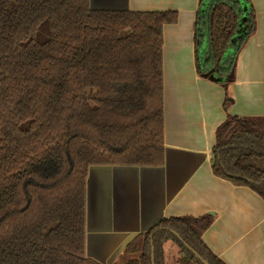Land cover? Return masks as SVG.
<instances>
[{
	"label": "trees",
	"instance_id": "16d2710c",
	"mask_svg": "<svg viewBox=\"0 0 264 264\" xmlns=\"http://www.w3.org/2000/svg\"><path fill=\"white\" fill-rule=\"evenodd\" d=\"M240 0H201L199 75L228 86L254 32L252 9L233 56ZM177 11L95 10L89 0H0V264H91L86 181L91 165H162L163 27ZM207 41L206 50L203 44ZM225 99V107L229 103ZM213 172L264 199V117L228 115ZM211 215L163 219L139 233L126 264H164L172 241L187 264H225L202 241Z\"/></svg>",
	"mask_w": 264,
	"mask_h": 264
},
{
	"label": "crops",
	"instance_id": "0c3cea01",
	"mask_svg": "<svg viewBox=\"0 0 264 264\" xmlns=\"http://www.w3.org/2000/svg\"><path fill=\"white\" fill-rule=\"evenodd\" d=\"M200 1L89 0L95 10L177 11V21L163 27L164 163L89 167L86 255L95 264L132 258L127 245L165 218L204 215L213 220L202 241L225 264H264V199L212 168L216 132L228 115L264 117V0H240L241 17L252 9L255 28L236 54L227 87L197 70ZM240 36L225 57L233 56ZM174 248L164 243V264H183L178 254L172 258Z\"/></svg>",
	"mask_w": 264,
	"mask_h": 264
},
{
	"label": "water",
	"instance_id": "95a60500",
	"mask_svg": "<svg viewBox=\"0 0 264 264\" xmlns=\"http://www.w3.org/2000/svg\"><path fill=\"white\" fill-rule=\"evenodd\" d=\"M246 20V15H243L240 19V22H239V27L237 29V32L235 34V36L233 37V41H235V39L240 36V35H243L244 34V22ZM169 231L175 235L181 242L184 243V245L186 246V248L191 251L194 256L202 263V264H209V262L204 259L199 253H197L195 250H193L183 239L182 237L173 229H169ZM151 260H152V264H155V257H154V247H153V243H152V250H151Z\"/></svg>",
	"mask_w": 264,
	"mask_h": 264
},
{
	"label": "rangeland",
	"instance_id": "374dc122",
	"mask_svg": "<svg viewBox=\"0 0 264 264\" xmlns=\"http://www.w3.org/2000/svg\"><path fill=\"white\" fill-rule=\"evenodd\" d=\"M175 244V243H174ZM175 251H177L176 253H175V255L174 256H172V258L173 259H175L176 258V254H178L177 255V257L179 258V259H181V261L183 262V264H184V259H183V255H182V253H181V251H180V248L175 244ZM129 256H124V258H121L119 261H118V263L117 264H126L127 263V261L129 260ZM169 258H171V256H169ZM91 264H95V263H91ZM185 264H187V262L185 261Z\"/></svg>",
	"mask_w": 264,
	"mask_h": 264
}]
</instances>
